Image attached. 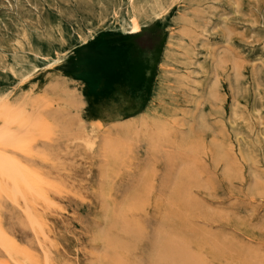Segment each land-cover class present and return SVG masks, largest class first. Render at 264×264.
Here are the masks:
<instances>
[{
	"label": "rangeland",
	"instance_id": "obj_1",
	"mask_svg": "<svg viewBox=\"0 0 264 264\" xmlns=\"http://www.w3.org/2000/svg\"><path fill=\"white\" fill-rule=\"evenodd\" d=\"M0 168V264H264V0H0Z\"/></svg>",
	"mask_w": 264,
	"mask_h": 264
},
{
	"label": "bare ground",
	"instance_id": "obj_2",
	"mask_svg": "<svg viewBox=\"0 0 264 264\" xmlns=\"http://www.w3.org/2000/svg\"><path fill=\"white\" fill-rule=\"evenodd\" d=\"M9 6H10V5H9ZM147 28H148V27H147ZM73 32H74V31H73ZM25 35H26V34H25ZM80 38H81V37H80ZM109 38H110V37H109ZM22 39H23V38H22ZM17 43H18V42H17ZM16 45H17V44H16ZM78 55H79V54H78ZM93 55H95V54L93 53ZM35 56H36V55H35ZM79 56H80V55H79ZM87 57H88V56H87ZM87 57H86V58H87ZM79 59H80V58H79ZM82 60H83V59H82ZM161 67H162V66H161ZM49 69H50V68H49ZM113 69H114V68H113ZM11 70H12V69H11ZM12 71H13V70H12ZM4 72H5V71H4ZM138 73H139V72H138ZM138 73H137V74H138ZM143 73H144V72H143ZM12 74H13V73H12ZM15 76H16V75H15ZM114 78H115V77H114ZM144 78H145V77H144ZM132 79H133V78H132ZM24 80H25V79H24ZM114 80H115V79H114ZM114 80H113V81H114ZM138 80H139V79H138ZM135 81H136V79H135ZM136 82H137V81H136ZM116 83H117V82H116ZM131 85H132V84H131ZM134 85H136V84H134ZM118 86H119V85H118ZM137 86H138V85H137ZM113 87H114V86H113ZM106 90H107V89H106ZM105 92H106V91H105ZM112 92H113V91H112ZM105 96H106V94H105ZM126 98H127V97H126ZM131 103H132V102H131ZM127 105H128V104H127ZM125 107H127V106H125ZM122 111H123V110H122ZM10 164H11V163H10ZM14 165H15V164H14ZM14 165H13V166H14ZM4 167H6V166H4ZM0 169H1V168H0ZM13 169H14V167H13ZM1 170H2V169H1ZM14 170H15V169H14ZM4 172H5V171H4ZM6 172H7V174L9 175V172H8L7 170H6ZM6 172H5V173H6ZM14 172H16V171H14ZM17 174H19V173H17ZM22 174H23V173H22ZM15 182H16V181H15ZM29 185H30V184H29Z\"/></svg>",
	"mask_w": 264,
	"mask_h": 264
}]
</instances>
